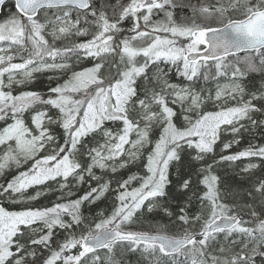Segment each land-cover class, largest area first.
Segmentation results:
<instances>
[{
    "label": "snow or ice",
    "instance_id": "6c2138e0",
    "mask_svg": "<svg viewBox=\"0 0 264 264\" xmlns=\"http://www.w3.org/2000/svg\"><path fill=\"white\" fill-rule=\"evenodd\" d=\"M12 3L0 264H264V0Z\"/></svg>",
    "mask_w": 264,
    "mask_h": 264
},
{
    "label": "trees",
    "instance_id": "16d2710c",
    "mask_svg": "<svg viewBox=\"0 0 264 264\" xmlns=\"http://www.w3.org/2000/svg\"><path fill=\"white\" fill-rule=\"evenodd\" d=\"M113 2H114V0H113ZM193 2H195V0H193ZM177 3L179 5H184V4H187V0H177ZM9 8H12V10L14 11V6H13L12 1H8L3 6V10H2V12H0V19H3L4 16L9 12ZM174 14H175L177 20H179L181 17L189 15L190 12H189V10L186 7L185 8L178 7L175 10ZM157 18H159V17H157ZM127 26H130V25H126V27ZM84 66H88V65L85 64ZM47 75H50V74H47ZM172 78H173V80H176V77L174 75H173ZM253 79L255 80L256 83H259V79L260 78L258 76H255ZM40 81H41V83L39 85H36L35 87L40 88V89L43 90L44 87L47 85L46 76L45 77H40ZM212 86H214V85H211V87ZM207 110H212L211 105L208 106ZM223 135L224 134H222V136ZM231 139H232V137L229 136V137H227L225 139V141H229ZM250 142L264 143V139H261L260 136H259V133H257L256 134V141H252L251 137L248 134H244V136L242 138V142L238 146L234 145L233 148H232V151L235 152V151L242 150L243 148L247 147ZM217 152H219V144L217 146ZM247 163H248L247 159H242L241 161L237 162L238 168H229L227 172H222L221 175L226 177L225 184L226 185L227 184H231L233 182V180H234V171H238L239 168H243L244 165L247 164ZM138 171L142 173V166L132 167V168H130L128 170H123L121 175H122L123 178H126L127 175H129L131 173L138 172ZM8 178H10V176ZM112 186H113V188H115V184H113ZM86 187H87V185H85V188ZM54 199H55V196L50 193L46 199L45 198H41V200L38 203L34 202V204H35V206H42V205L48 204L50 201H52ZM110 204H111V195H110L108 200L104 201L103 203H98L97 207L92 209V212L95 213L96 211H98V210H100L102 208L110 206ZM5 206L11 207L9 205H5Z\"/></svg>",
    "mask_w": 264,
    "mask_h": 264
},
{
    "label": "bare ground",
    "instance_id": "6f19581e",
    "mask_svg": "<svg viewBox=\"0 0 264 264\" xmlns=\"http://www.w3.org/2000/svg\"><path fill=\"white\" fill-rule=\"evenodd\" d=\"M225 82H226V81H223V80L221 81V83H225ZM212 87L214 88L215 85L212 86ZM229 136H230V135L224 134V135L222 136V140L225 141V139H226L227 137H229ZM221 146H222V145L219 144V151H220V147H221Z\"/></svg>",
    "mask_w": 264,
    "mask_h": 264
},
{
    "label": "rangeland",
    "instance_id": "374dc122",
    "mask_svg": "<svg viewBox=\"0 0 264 264\" xmlns=\"http://www.w3.org/2000/svg\"><path fill=\"white\" fill-rule=\"evenodd\" d=\"M161 15H162V14H161ZM48 74L52 75V73H48ZM222 84H223V83H222ZM211 108H212V110H214L212 106H211ZM133 138H134V137H133Z\"/></svg>",
    "mask_w": 264,
    "mask_h": 264
},
{
    "label": "water",
    "instance_id": "95a60500",
    "mask_svg": "<svg viewBox=\"0 0 264 264\" xmlns=\"http://www.w3.org/2000/svg\"><path fill=\"white\" fill-rule=\"evenodd\" d=\"M8 1V0H7Z\"/></svg>",
    "mask_w": 264,
    "mask_h": 264
}]
</instances>
